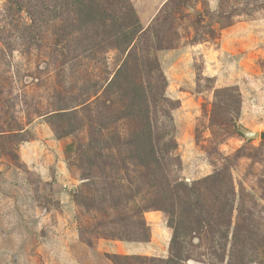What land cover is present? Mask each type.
<instances>
[{
	"label": "rangeland",
	"instance_id": "374dc122",
	"mask_svg": "<svg viewBox=\"0 0 264 264\" xmlns=\"http://www.w3.org/2000/svg\"><path fill=\"white\" fill-rule=\"evenodd\" d=\"M128 1L148 31L123 51L103 23L80 29L70 0H0V264L170 257L180 213L136 214L153 197L149 184L128 182L146 172H134L125 146L139 121L119 118L127 100L107 88L136 45L166 78L161 109L170 117L159 112L157 126L176 143L169 179L194 188L221 172L234 192L230 233L246 225L247 244L236 250L231 236L182 237L183 264H264V0ZM100 3L112 20L127 11L118 0ZM116 176L115 193L139 194L112 210Z\"/></svg>",
	"mask_w": 264,
	"mask_h": 264
},
{
	"label": "trees",
	"instance_id": "16d2710c",
	"mask_svg": "<svg viewBox=\"0 0 264 264\" xmlns=\"http://www.w3.org/2000/svg\"><path fill=\"white\" fill-rule=\"evenodd\" d=\"M70 1L74 7L76 19L80 23V29L93 25L92 23L95 21L96 23H103L102 29L106 32V35L109 34L110 30L112 32L109 41H114V46L123 51L128 50L136 35L143 31L134 8L128 0H118L121 7H124L127 11L124 16L116 20H112L110 15L106 13L100 0ZM147 31L141 33L145 34ZM138 47L139 45H136L131 49L127 59L107 88L110 90L116 88L121 96L127 100V104L119 118H134L139 121L138 131L134 134L133 140H128L125 146L127 152L130 153L128 154L130 161L134 162V166L137 167L134 172L137 173L138 169H143L146 172L140 173L139 178L129 177L128 182L132 183L135 179H138L144 184H149L153 197L150 204L142 208L137 207L138 212L136 214L140 216L145 211L150 210L166 211L171 215L172 220L177 210L180 213L178 225L173 227L170 223V226L174 228V236L170 245V257L168 259L154 258L152 260L155 264H183L190 257L184 256L185 242L181 238L196 232L199 236L218 234L225 241H228L231 236L232 247L236 250L237 245L241 247L247 244L244 238L246 225L238 222L235 224L234 232L230 233L231 216L234 209L233 198L230 199L234 195L231 181L229 180L230 184L229 182L226 183L222 173L219 172L214 176L207 177L198 183V186L189 188L180 182L172 183L166 173V162L168 164L172 163L174 160L172 153L176 149L175 140L170 138L171 136H169L166 129L162 132L159 131L157 126L159 112L163 111L165 116L170 117L168 111L161 109L162 102L165 99L163 94L166 88V78L158 59L149 57L145 60L143 57L140 58L139 52L136 50ZM159 48L161 49V47ZM160 49L157 48V50ZM52 117L53 121L63 120V114H56ZM56 134L61 136L58 131ZM112 141L114 142V148L119 149L117 138ZM114 180H112V183L116 182L117 187L113 188L112 191L110 189V193L113 194L112 197H117L111 201V208L112 210H119L122 205L128 207L134 202L133 200L138 196L139 191L117 194L115 193L116 189L122 190L123 183L122 179H118L117 176ZM203 183H206V188L202 186ZM202 190L211 194L212 197L209 203L207 201L202 203L200 200L204 195ZM74 197L79 204L82 197L78 194ZM224 198L226 199L223 200ZM128 220L130 219L124 220V222L127 221L129 223L126 224L132 226V223ZM145 225V221L142 220L137 227L143 231ZM102 236L124 240L118 234L105 235L102 233ZM139 240H148V237ZM260 246H263V242L258 244L256 248ZM146 259L139 256L122 257L113 255L112 257L115 264H122V261L125 262L124 264H128V260L143 264L141 262Z\"/></svg>",
	"mask_w": 264,
	"mask_h": 264
},
{
	"label": "water",
	"instance_id": "95a60500",
	"mask_svg": "<svg viewBox=\"0 0 264 264\" xmlns=\"http://www.w3.org/2000/svg\"><path fill=\"white\" fill-rule=\"evenodd\" d=\"M242 133L248 138V139H253L259 137V133H253L249 130L242 129Z\"/></svg>",
	"mask_w": 264,
	"mask_h": 264
}]
</instances>
